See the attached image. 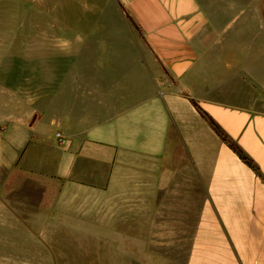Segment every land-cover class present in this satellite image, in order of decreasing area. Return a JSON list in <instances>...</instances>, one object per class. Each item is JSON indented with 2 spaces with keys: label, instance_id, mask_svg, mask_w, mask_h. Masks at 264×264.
Returning <instances> with one entry per match:
<instances>
[{
  "label": "crops",
  "instance_id": "obj_1",
  "mask_svg": "<svg viewBox=\"0 0 264 264\" xmlns=\"http://www.w3.org/2000/svg\"><path fill=\"white\" fill-rule=\"evenodd\" d=\"M118 1L143 35L138 80L73 82L57 130L38 131L42 111L10 116L34 100L0 75V264H67L75 248L120 242L138 253L188 245L186 264H264V182L191 101L264 174V49L222 53L235 0ZM194 188L193 230L180 215Z\"/></svg>",
  "mask_w": 264,
  "mask_h": 264
},
{
  "label": "rangeland",
  "instance_id": "obj_2",
  "mask_svg": "<svg viewBox=\"0 0 264 264\" xmlns=\"http://www.w3.org/2000/svg\"><path fill=\"white\" fill-rule=\"evenodd\" d=\"M235 1L229 21L222 23V53L264 49L263 0ZM228 3L222 0V7ZM142 38L141 29L126 16L118 0H0V65L16 67L15 72L0 75L6 74L5 79L11 76L6 86L15 82L17 96L27 94L34 100L32 105H12L10 116L25 120L32 112L38 116L42 111L38 131H56L60 99L69 96L73 82L94 86L110 80L114 73L117 78L126 75L131 81L138 80L143 73L138 63ZM222 75L232 73L222 69ZM18 124L23 125L16 121L11 129L18 131ZM22 130L35 131L28 127ZM195 189L187 215H180L187 226L192 222L193 230L201 210ZM111 247L91 252L88 247L75 248L68 253L66 263L122 264L127 259L124 264H186L189 252L188 245L145 247L139 253L135 247L126 248L123 242ZM174 259L182 262H172Z\"/></svg>",
  "mask_w": 264,
  "mask_h": 264
},
{
  "label": "trees",
  "instance_id": "obj_3",
  "mask_svg": "<svg viewBox=\"0 0 264 264\" xmlns=\"http://www.w3.org/2000/svg\"><path fill=\"white\" fill-rule=\"evenodd\" d=\"M125 14L134 22V20L130 17L128 13L125 12ZM191 101L197 108V110L200 112V114L208 121L210 126L220 136L222 141L226 145H228L240 157L242 161L248 164L264 182V174L262 173L256 161L244 151L242 146L232 136H230V134L220 125V123H218V121L212 115H210L206 110H204L195 99H191Z\"/></svg>",
  "mask_w": 264,
  "mask_h": 264
},
{
  "label": "built area",
  "instance_id": "obj_4",
  "mask_svg": "<svg viewBox=\"0 0 264 264\" xmlns=\"http://www.w3.org/2000/svg\"><path fill=\"white\" fill-rule=\"evenodd\" d=\"M56 137L58 141L62 144L69 142V138L64 136L63 133L59 130L56 132Z\"/></svg>",
  "mask_w": 264,
  "mask_h": 264
},
{
  "label": "water",
  "instance_id": "obj_5",
  "mask_svg": "<svg viewBox=\"0 0 264 264\" xmlns=\"http://www.w3.org/2000/svg\"><path fill=\"white\" fill-rule=\"evenodd\" d=\"M261 7H262L263 13H264V0L262 1Z\"/></svg>",
  "mask_w": 264,
  "mask_h": 264
}]
</instances>
